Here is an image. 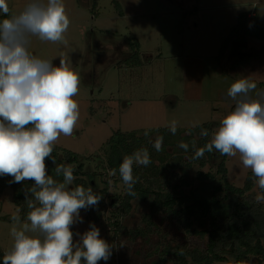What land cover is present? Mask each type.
<instances>
[{"label": "rangeland", "instance_id": "rangeland-1", "mask_svg": "<svg viewBox=\"0 0 264 264\" xmlns=\"http://www.w3.org/2000/svg\"><path fill=\"white\" fill-rule=\"evenodd\" d=\"M28 2L8 0L10 14L20 12ZM118 2L122 14L112 0H63L70 19L64 34L67 45L31 39L29 51L32 54L52 60L55 66H59L63 58L80 76L79 92L74 97L79 104V121L73 135H61L55 145L77 152L81 157L71 163L58 154L55 160H47L46 167L48 174L57 180L63 178L56 176L55 167L65 165L74 169L75 178L89 182L93 191L106 187L101 204L81 209L83 222L72 226L74 241L79 240L77 233L83 234L90 223H94L101 238L113 244L110 258L98 264H157L162 261L166 246L181 244L204 249L207 239L186 233L163 211L148 218L153 194L138 196L124 213L120 199L126 185L120 175L109 169L108 161L117 158L121 165L130 158L118 152L111 154L105 141L118 129L144 134L145 130L170 128L175 121L176 131L167 144L160 133L147 137L155 148L153 172L157 170L160 177L172 169L178 177L183 175L188 182L186 191L200 185L198 171L212 173L216 180H221L217 171L221 156L215 151L203 167L198 163L186 167L185 162L200 149L203 137L198 129L200 125L209 123L213 127L211 140L220 121L236 103L227 96L235 80L247 78L255 82L257 88L250 93L253 98L264 91L262 40L250 38L252 48L248 46L245 50L241 46L235 51L229 44L219 55L221 42L236 24L240 12L254 13L251 17L257 16L256 20L264 25V0ZM131 35L140 44V64L120 66L119 61L131 54L128 40ZM191 129L195 131L191 133ZM158 141H162L160 150L154 146ZM181 143L186 147H181ZM143 153L139 151L136 156L142 158ZM131 160L132 164H139L135 158ZM79 164H82L81 169ZM225 165L228 181L243 186L250 169L243 166L239 154L226 156ZM9 181V176H0L3 190L0 194V250L4 252L13 244L12 217L19 216L22 222L26 221L14 205ZM69 187H76L75 180ZM251 192L256 200L258 195H263L256 182ZM116 221L122 229L117 228ZM163 264L172 263L166 260ZM214 264L264 263L258 256H251L244 263L218 261Z\"/></svg>", "mask_w": 264, "mask_h": 264}, {"label": "clouds", "instance_id": "clouds-1", "mask_svg": "<svg viewBox=\"0 0 264 264\" xmlns=\"http://www.w3.org/2000/svg\"><path fill=\"white\" fill-rule=\"evenodd\" d=\"M69 25L63 0H29L16 14H10L8 0H0V176H11L15 183L34 181L26 195L30 209L26 221L12 217L13 244L2 264H98L112 255L113 244L101 238L94 223L76 234L77 241L72 231L75 223L83 222L80 210L98 206L103 195L91 186L69 187L75 180L70 166L55 167L56 176L63 178L57 180L48 174L45 163L59 137L73 135L77 126L80 110L74 97L80 76L65 59L55 66L52 60L32 54L29 45L33 37L67 45L64 34ZM256 88L247 78L230 85L227 96L236 102L234 110L224 116L195 157L213 149L222 156L239 154L264 190V91L253 98L250 93ZM170 130L176 131L175 121ZM201 134L208 132L202 129ZM161 143L154 145L157 150ZM135 159L144 166L151 162L147 151ZM131 164L126 159L119 168L130 194L136 182ZM257 200H264V195Z\"/></svg>", "mask_w": 264, "mask_h": 264}, {"label": "trees", "instance_id": "trees-1", "mask_svg": "<svg viewBox=\"0 0 264 264\" xmlns=\"http://www.w3.org/2000/svg\"><path fill=\"white\" fill-rule=\"evenodd\" d=\"M112 1L117 11L122 14L118 0ZM250 38H257L264 42V25H261L255 17L249 16L248 11H243L237 15L236 24L230 27L229 33L221 42L219 55L229 44L235 47V51L241 46L242 50L247 49L248 46L252 48L249 44ZM128 40L131 54L119 61L120 66L124 63L130 66L140 64L139 41L132 35L128 37ZM261 46L264 50V45ZM234 107L235 104L230 111L234 110ZM198 129H206L208 132L207 136L203 135L199 144L202 148L210 142L213 127L209 123H203ZM194 131L195 129H191V133ZM156 133L162 134L164 144H167L168 138L175 132L173 133L169 127L145 130L144 134H139L136 130L118 129L107 138L105 144L112 150L111 154L118 152L130 159L135 158L139 151H147L151 161L147 166L131 165L132 175L136 182L132 193L130 194L125 187L124 196L120 199L124 213L130 209V202L138 196L148 197L153 194L154 198L149 206L150 211L147 213L148 218L163 211L176 220L186 233L207 239L204 249L187 248L181 244L166 246L162 261L157 264H163L166 260H170L172 264H214L218 261L244 263L251 256H258L264 263V200L259 202L251 192L256 181L251 171L248 172L243 186L233 185L227 179L226 155L222 156L213 149L219 157L221 156L217 171L222 179L216 180L212 173L198 171L197 177L200 179V185L186 191L185 185H188V182L183 175L178 177L172 169L160 177L157 170L153 172L156 169L151 167L154 165L152 160L155 148L147 137ZM212 152L205 151L199 158L192 153L185 162V166L191 167L194 163H198L203 167L212 156ZM58 154H62V159L71 163L81 157L77 152L54 145L50 159L55 160L59 157ZM115 159V161L113 159V161H108V167L120 175V163L117 158ZM78 168L81 169L82 164H79ZM9 179L13 181V177L9 176ZM33 183L34 181L30 180L21 183L11 182L14 189L13 201L20 208L23 219H26L30 211L27 207L26 195ZM75 183L76 186L81 185L85 188L90 185L89 182L77 178H75ZM106 190L105 187L93 192L104 196ZM262 194L264 195V190ZM196 221L198 225L195 226ZM117 222L114 224L122 229L123 226ZM137 233H140L139 230ZM3 255L4 252L0 251V264H2Z\"/></svg>", "mask_w": 264, "mask_h": 264}, {"label": "flooded vegetation", "instance_id": "flooded-vegetation-1", "mask_svg": "<svg viewBox=\"0 0 264 264\" xmlns=\"http://www.w3.org/2000/svg\"><path fill=\"white\" fill-rule=\"evenodd\" d=\"M50 158H47L46 159V161H45V163H47V160H49ZM53 169V168H52ZM11 181H9V185L8 186H10L11 188H12V200H13V195H14V189H13V186H12V184L10 183ZM7 187V186H6ZM3 190L2 189H0V194H1V192H2ZM14 202V201H13ZM14 205L19 209V212H20V208L14 203ZM20 215H21V218H22V214H21V212H20ZM23 219V218H22ZM0 251H2V250H0ZM2 252H4V251H2ZM5 253V252H4Z\"/></svg>", "mask_w": 264, "mask_h": 264}, {"label": "crops", "instance_id": "crops-1", "mask_svg": "<svg viewBox=\"0 0 264 264\" xmlns=\"http://www.w3.org/2000/svg\"><path fill=\"white\" fill-rule=\"evenodd\" d=\"M251 14H253L254 15V13H249V16H251ZM255 16V15H254ZM257 18V16L255 17V19ZM263 84H264V80H263V82H262Z\"/></svg>", "mask_w": 264, "mask_h": 264}]
</instances>
